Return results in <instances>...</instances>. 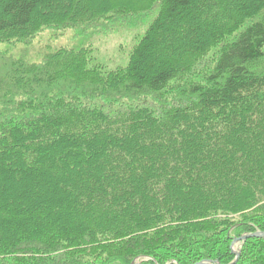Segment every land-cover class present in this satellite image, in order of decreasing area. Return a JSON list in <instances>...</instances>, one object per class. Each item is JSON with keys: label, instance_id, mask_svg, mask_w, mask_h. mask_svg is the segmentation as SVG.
Wrapping results in <instances>:
<instances>
[{"label": "trees", "instance_id": "obj_1", "mask_svg": "<svg viewBox=\"0 0 264 264\" xmlns=\"http://www.w3.org/2000/svg\"><path fill=\"white\" fill-rule=\"evenodd\" d=\"M50 28L137 39L114 69L0 49V264H232L264 232V0H0V45Z\"/></svg>", "mask_w": 264, "mask_h": 264}, {"label": "rangeland", "instance_id": "obj_2", "mask_svg": "<svg viewBox=\"0 0 264 264\" xmlns=\"http://www.w3.org/2000/svg\"><path fill=\"white\" fill-rule=\"evenodd\" d=\"M136 39L137 34L134 33H121L119 35L86 34L79 36L73 30L64 31L50 28L44 30L30 46L26 44L15 46L6 44L0 45V49L7 50L9 54L16 58L26 56L31 62H39L45 55L61 48H90L93 51V57L98 63L104 64L108 69H114L117 66L127 64L131 48L135 44ZM48 169L49 167L46 165V170ZM44 188L47 191L54 192V187L44 186ZM38 190L37 192L35 189L34 192L37 194L40 192V189ZM25 193L30 194V187L26 188ZM31 196L33 197L32 194ZM50 196H38L37 199L46 202V200L52 198ZM239 248L240 243H236L234 249L239 252ZM136 262L142 264L140 259Z\"/></svg>", "mask_w": 264, "mask_h": 264}, {"label": "water", "instance_id": "obj_3", "mask_svg": "<svg viewBox=\"0 0 264 264\" xmlns=\"http://www.w3.org/2000/svg\"><path fill=\"white\" fill-rule=\"evenodd\" d=\"M261 237H264V232H258V233H255V234H251V235H247V236H243L241 238H237L234 243H233V252L236 254V260L232 263V264H235L238 262L239 258H240V252L236 251L234 249V246L236 245V243H242L246 240H248L249 238H261ZM137 261V260H136ZM134 262L133 264H139L137 262ZM201 264H211V263H201ZM214 264H219L218 262H215Z\"/></svg>", "mask_w": 264, "mask_h": 264}]
</instances>
